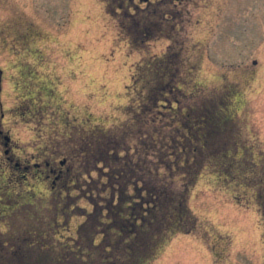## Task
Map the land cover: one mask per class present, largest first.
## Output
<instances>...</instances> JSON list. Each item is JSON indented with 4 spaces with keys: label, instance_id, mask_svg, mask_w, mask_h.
Returning <instances> with one entry per match:
<instances>
[{
    "label": "rangeland",
    "instance_id": "rangeland-1",
    "mask_svg": "<svg viewBox=\"0 0 264 264\" xmlns=\"http://www.w3.org/2000/svg\"><path fill=\"white\" fill-rule=\"evenodd\" d=\"M158 1L0 0V264L113 256L122 230L106 211L90 213L106 203L108 176L81 167L80 139L123 123L138 62L168 53L169 35L189 88L227 93L234 120L219 147L259 164L236 167L240 177L205 170L190 198L196 227L166 234L142 264H264L262 205L249 186L264 176V0H163L175 26L132 44L123 12Z\"/></svg>",
    "mask_w": 264,
    "mask_h": 264
},
{
    "label": "trees",
    "instance_id": "trees-1",
    "mask_svg": "<svg viewBox=\"0 0 264 264\" xmlns=\"http://www.w3.org/2000/svg\"><path fill=\"white\" fill-rule=\"evenodd\" d=\"M163 3L158 1V10L145 11L139 5L135 11L125 9L123 29L132 44L145 46L149 37L164 34L166 25L175 26V14L159 11ZM169 38L168 53L138 62L133 88L127 87L132 102L123 123L99 126L98 133L80 139L81 167H96L108 176L102 189L108 191L103 194L106 203H96L90 213L101 220L106 211L122 230L119 246L102 264H142L166 234L195 228L190 198L205 170L240 177L236 167L248 161L251 169L259 164L219 147L228 138V122L234 120L223 107L227 93L209 95L204 88H189L193 78L182 70L183 48L174 36ZM258 180H249V186L259 191L264 218V176Z\"/></svg>",
    "mask_w": 264,
    "mask_h": 264
}]
</instances>
